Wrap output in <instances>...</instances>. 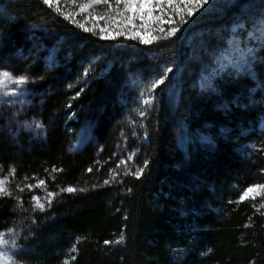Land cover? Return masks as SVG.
I'll use <instances>...</instances> for the list:
<instances>
[{"label":"trees","instance_id":"16d2710c","mask_svg":"<svg viewBox=\"0 0 264 264\" xmlns=\"http://www.w3.org/2000/svg\"><path fill=\"white\" fill-rule=\"evenodd\" d=\"M222 19L205 25L206 37L219 44ZM44 20L66 37V50L48 67L18 52L26 45L24 31ZM177 35L151 46L101 41L41 0L0 4V69L28 78L20 125L7 127L0 118V178L15 169L12 196L0 198V233L13 242L16 262L264 264V194L236 203L248 186L264 184V100L257 93L243 97L239 87L252 85L237 77L217 81L220 100L203 95L189 70L174 87L171 108L186 126L204 127L208 144L178 149L167 95L173 76L155 91L148 85L188 58ZM91 49L99 56L88 66ZM135 74L140 80L130 84ZM220 126L223 134L216 132ZM245 144L248 152L234 150ZM121 161L128 162L117 168ZM145 161L139 180L124 175ZM113 170L116 180L104 185ZM40 179L46 187L17 190ZM69 186L86 191H61ZM47 192L57 193L51 206L34 210L32 197ZM122 230V244H104Z\"/></svg>","mask_w":264,"mask_h":264},{"label":"rangeland","instance_id":"374dc122","mask_svg":"<svg viewBox=\"0 0 264 264\" xmlns=\"http://www.w3.org/2000/svg\"><path fill=\"white\" fill-rule=\"evenodd\" d=\"M5 1L9 0H0V4ZM80 2L82 0H77V3ZM64 3L65 0H61V4ZM66 10L74 11L75 6L69 4ZM102 12L103 9L99 8L98 14H102ZM220 18H223L222 21L218 22L221 27H224L221 30L223 36H225L223 44H219L213 39L209 40L206 37L207 32L205 29L207 23L217 22ZM80 20L81 17L77 16V22H80ZM91 23L89 21V26H91ZM100 23L103 24L104 21H100ZM57 29L56 26L52 25V22L46 20L29 26L28 30L24 31L26 45L22 46L18 52L25 51L24 57L40 59L43 61L44 66H51L54 60L57 59L55 54L66 50L64 46L66 37ZM177 38L185 41L188 58L181 60V62L176 61L177 68L173 69L172 67V71L167 72L163 84L171 75L173 76L171 79L173 87H167V95L171 99L169 113L171 114V127L178 149L185 151L191 146H206L208 144L207 138H205L208 134L204 127L191 128L186 126L178 115L173 114L171 108L174 87H178L179 83L185 81L189 70H191V73L194 72V88L203 95H212L220 100L219 97H223V94L219 93L215 87L217 81L237 77L248 79L250 81L248 85H252V90L246 86L239 87V93L243 97L251 98L254 93H257L259 94L258 97L264 100V0H210L205 9L196 13L189 23L183 25ZM118 39L125 40L122 37ZM118 39L101 41L118 42ZM116 46L118 45L116 44ZM94 51L95 49H91L84 56L85 61H87L85 63L88 66H93L99 56L98 54L95 55L96 51ZM105 61L106 65H109L108 61ZM0 71L9 72L13 78L20 77L5 69H0ZM139 80L140 78L136 74L129 77L130 84H135ZM5 92L8 94H4ZM22 94H24V87L20 86L18 88L17 85L12 83H9L7 88L0 91V118L5 119L7 127L17 128L20 125L21 108L19 106L25 102ZM260 122H264V119ZM86 129L84 127L83 130H79L78 139L74 142L76 146L82 140L83 132ZM225 129L223 126L216 127V132L223 134L222 130L225 131ZM246 145H237L234 150L238 153L248 152L250 146L247 147ZM4 236L9 243L0 246V251L6 252L11 257L12 264H19L14 260L16 253L13 242L7 235L4 234Z\"/></svg>","mask_w":264,"mask_h":264},{"label":"snow or ice","instance_id":"6c2138e0","mask_svg":"<svg viewBox=\"0 0 264 264\" xmlns=\"http://www.w3.org/2000/svg\"><path fill=\"white\" fill-rule=\"evenodd\" d=\"M41 3L49 9H52L62 19L73 23L85 33H92L101 40H116L118 38H124L128 41H136L142 46H151L153 43L160 41L161 39H171L179 33L183 25L189 23L193 16L205 9V6L210 3V0H82L77 3V0H65L62 5L61 0H41ZM75 6L74 11H67L68 5ZM102 8V14H98V9ZM77 16L81 17L80 22H77ZM91 21V26H89ZM100 21H104L103 24ZM167 26V27H165ZM172 69L168 68L167 72H171ZM28 82L26 76H20L13 78V76L7 71H0V91L7 88L9 83L20 86L25 85ZM164 83V78L155 81L152 84V91H155L159 85ZM4 94H8L5 92ZM15 94V93H13ZM80 93L76 94L75 98H78ZM143 104L150 105L151 99L143 100ZM71 105H69L70 107ZM143 115V113H141ZM37 128L41 127L40 124L35 125ZM133 157L130 155L128 161H131ZM128 161H121L117 165L119 168L122 164H126ZM148 161L144 162L143 167L136 168V170L124 172V175H131L135 179L139 180L148 167ZM92 169H88L90 172ZM53 172L58 171L53 169ZM15 169L12 168L9 172V176L0 178V198L11 197L12 191H10L9 177L14 176ZM117 173L111 171L109 173V179L103 181L104 185H109L112 181L116 180ZM25 180L28 177H24ZM46 182L43 179L37 181L36 184H24L23 186L17 185V190L23 192L25 188L29 191L34 188H44ZM95 187V185H94ZM86 191V189H77L69 186L62 188V192L73 193L76 191ZM260 194H264V184H257L248 186L239 195L236 203H243L248 199L255 200ZM57 193L47 192L46 197L33 196V209L44 211L46 205L51 206L52 200ZM17 200V206H22L19 197ZM255 207V205H253ZM248 225H245L247 227ZM125 241V235L123 230L118 239L114 241H104L107 246L109 244H122ZM9 241L5 239L4 234L0 233V246L8 244ZM72 252H76V246L71 248ZM74 260L75 257H72ZM0 264H12L11 257L6 252L0 251ZM63 264H69L68 260H65Z\"/></svg>","mask_w":264,"mask_h":264}]
</instances>
